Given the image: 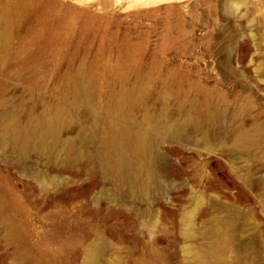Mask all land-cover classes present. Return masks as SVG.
Instances as JSON below:
<instances>
[{
  "label": "rangeland",
  "instance_id": "374dc122",
  "mask_svg": "<svg viewBox=\"0 0 264 264\" xmlns=\"http://www.w3.org/2000/svg\"><path fill=\"white\" fill-rule=\"evenodd\" d=\"M144 1L0 0V264H264V0Z\"/></svg>",
  "mask_w": 264,
  "mask_h": 264
},
{
  "label": "bare ground",
  "instance_id": "6f19581e",
  "mask_svg": "<svg viewBox=\"0 0 264 264\" xmlns=\"http://www.w3.org/2000/svg\"><path fill=\"white\" fill-rule=\"evenodd\" d=\"M156 1H159V0H145L143 3L149 4V3L156 2ZM198 121H199L198 119L194 120L193 123L198 124ZM147 126L149 128L148 130L141 128L139 130H136L132 134L126 131L120 130L119 132H116L114 134H111V135L108 134L104 138L103 143H102L103 144V155H102L101 160L104 164V167H105L104 172L106 174L114 175V173L116 172V170L114 171L115 168L113 169L112 162L113 163L119 162V164L125 162V161L121 162L122 154L124 152V147H129L133 151H143V152L146 150L150 152L153 151L154 148L150 144L151 142H150L149 132L150 130L157 127V124L155 122L149 121ZM164 130L170 132V131H174L175 129H173L172 126L170 125L169 126L166 125L164 127ZM12 141L18 148L20 149L23 148L25 140L23 141V139H21V136L19 137V140L15 137L13 138ZM63 146L68 150L69 147L67 144L64 143ZM130 164L128 165V167L130 166ZM133 165L134 164H132V166ZM139 172H140V169H139ZM150 172L149 171L145 172L144 179L142 180L143 182L142 184L145 185L146 183H149L148 180L151 177ZM135 176L137 177V174ZM208 233H209V241H208L207 249L205 250L204 253H198V254L193 255V257L191 258L188 264H224L218 252V248H219L218 237L216 236L214 231H209Z\"/></svg>",
  "mask_w": 264,
  "mask_h": 264
}]
</instances>
